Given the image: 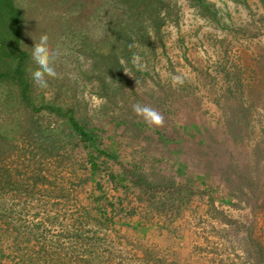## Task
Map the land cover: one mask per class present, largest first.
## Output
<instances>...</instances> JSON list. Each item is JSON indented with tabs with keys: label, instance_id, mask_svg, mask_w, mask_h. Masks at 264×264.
Segmentation results:
<instances>
[{
	"label": "rangeland",
	"instance_id": "374dc122",
	"mask_svg": "<svg viewBox=\"0 0 264 264\" xmlns=\"http://www.w3.org/2000/svg\"><path fill=\"white\" fill-rule=\"evenodd\" d=\"M209 1L221 23L176 1L164 47L128 75L106 118L97 88L77 83L81 117L102 125L125 114L106 145L154 190H116L103 172L96 190L78 150L42 158L35 149L31 161L20 156L33 148L18 142L0 161V264H264V0ZM57 54L56 76L32 85L62 102L84 65ZM136 103L163 122H146ZM19 111L17 88L0 83V121ZM39 118L53 129L63 123L48 111ZM171 182L185 190L170 194Z\"/></svg>",
	"mask_w": 264,
	"mask_h": 264
},
{
	"label": "trees",
	"instance_id": "16d2710c",
	"mask_svg": "<svg viewBox=\"0 0 264 264\" xmlns=\"http://www.w3.org/2000/svg\"><path fill=\"white\" fill-rule=\"evenodd\" d=\"M176 1L0 0V83L17 88L20 106L12 123L4 125L0 121V161L18 142L33 148L20 156L31 161L35 160V149L42 158H53L61 152L70 156L78 150L85 155V168L95 183L94 189L104 190L95 180L103 172L116 190L126 192L132 188L144 193L154 190L137 166L127 167L106 145L111 122L116 121V126L126 122L125 114L96 125L92 118L81 117L87 102L77 97L75 91L79 79L97 88L95 93L104 99L99 119L106 118L110 105L124 98L128 75L144 62L149 64L151 60L145 59L146 56L156 52L160 45L164 47L166 28L179 13ZM189 1L201 14L221 23L214 3ZM42 35L48 37L51 51L66 50L69 60L81 58L84 65L79 67L77 79H69L74 83L70 86L74 95L62 102L33 92L31 47ZM58 93L57 90L56 96ZM42 111L60 116L62 126L53 129L43 124L39 118ZM237 117L228 123L232 126ZM141 119L135 122L136 126L142 124ZM201 140L204 142L205 138ZM178 185L171 182L164 188L170 194L185 190V184ZM186 189L190 190L189 185Z\"/></svg>",
	"mask_w": 264,
	"mask_h": 264
},
{
	"label": "clouds",
	"instance_id": "9594fccd",
	"mask_svg": "<svg viewBox=\"0 0 264 264\" xmlns=\"http://www.w3.org/2000/svg\"><path fill=\"white\" fill-rule=\"evenodd\" d=\"M48 37L40 36L39 42L34 43L31 53V61L35 65L31 72V79L36 87H44L47 85L46 76L54 77L56 76V71L54 67L55 60L57 58V53L51 51L48 48ZM176 81H180V77L173 78ZM133 111L143 117V119L148 123L161 124L163 122V116L157 112L154 108L148 105L136 103L133 105Z\"/></svg>",
	"mask_w": 264,
	"mask_h": 264
}]
</instances>
